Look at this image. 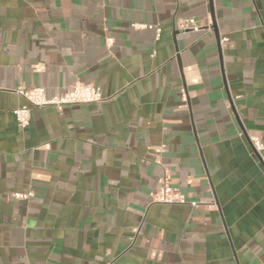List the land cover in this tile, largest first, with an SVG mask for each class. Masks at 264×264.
<instances>
[{
	"label": "crops",
	"instance_id": "0c3cea01",
	"mask_svg": "<svg viewBox=\"0 0 264 264\" xmlns=\"http://www.w3.org/2000/svg\"><path fill=\"white\" fill-rule=\"evenodd\" d=\"M75 84L103 100L17 125V88ZM250 136L264 0H0V264H264ZM163 179L183 204L153 201Z\"/></svg>",
	"mask_w": 264,
	"mask_h": 264
},
{
	"label": "built area",
	"instance_id": "2783aa9c",
	"mask_svg": "<svg viewBox=\"0 0 264 264\" xmlns=\"http://www.w3.org/2000/svg\"><path fill=\"white\" fill-rule=\"evenodd\" d=\"M132 27L154 29L155 38L157 39L159 37L160 29L158 27L151 25L140 26L138 24H132ZM201 29V26L193 18H185L178 22V30L181 32H199ZM106 44L110 47L113 44V40L106 38ZM15 91L27 103V105L12 111L15 121L20 128H25L29 125L30 111L33 108L49 107L55 110H61L65 106L96 104L103 100L100 87L93 84H75L69 90L52 97H47L42 87H19ZM249 144L264 165V148L260 139L256 136H250ZM29 195L13 194V197L16 199H24ZM153 201L160 204H183L185 202V196L178 189L172 188L166 179H163L159 189L153 195ZM191 206H196V203H191Z\"/></svg>",
	"mask_w": 264,
	"mask_h": 264
}]
</instances>
